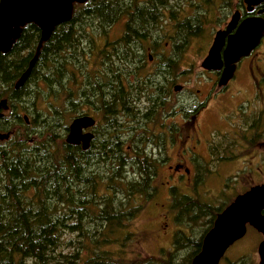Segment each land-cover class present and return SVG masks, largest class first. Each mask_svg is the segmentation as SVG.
Returning <instances> with one entry per match:
<instances>
[{
  "label": "trees",
  "instance_id": "obj_1",
  "mask_svg": "<svg viewBox=\"0 0 264 264\" xmlns=\"http://www.w3.org/2000/svg\"><path fill=\"white\" fill-rule=\"evenodd\" d=\"M170 4L176 14L172 0L75 4L71 20L43 43L18 89L15 84L36 55L40 28L26 24L10 52H0V97L7 96L11 107L0 117V132L9 134L0 139V264H190L200 251L217 215L232 201L214 205L173 187L171 208L180 228L172 248L129 255L140 240L135 219L157 192L168 143L149 138L151 123L158 124L153 116L162 121L167 116L157 86L170 85L164 77L176 78L183 47L206 23L200 4L191 3L192 19L174 27L181 43L174 40L167 49L163 37L144 40L147 32L163 30L160 20ZM123 16L130 24L116 40L111 30ZM142 99L150 105L140 106ZM19 107L30 113L29 123ZM91 112L97 118L91 147L67 144L68 123ZM230 143L227 136L213 141L211 155L220 145L219 159H231ZM222 260L251 264L247 257Z\"/></svg>",
  "mask_w": 264,
  "mask_h": 264
},
{
  "label": "rangeland",
  "instance_id": "obj_2",
  "mask_svg": "<svg viewBox=\"0 0 264 264\" xmlns=\"http://www.w3.org/2000/svg\"><path fill=\"white\" fill-rule=\"evenodd\" d=\"M196 2L200 4H198L201 6L200 10L205 12V15H203L204 19L202 20L203 22L206 21V23L198 35L190 37L186 47H183L181 67L176 71L177 76H181V78H175V82H180V84L188 80L189 83H185L188 85V88L182 93L174 91L172 102L165 108L169 113L173 112L172 117L167 122L172 125L173 131H177L180 135H175L176 139L168 141L166 144L165 153L162 155V163L159 165V172L156 177L157 192L153 199L147 201L145 207H143V211L135 219V227L140 232V240L129 248L130 256H137L139 254L158 255L162 250L172 248L174 236L180 227L175 222L174 211L171 208V188L175 187L181 192L190 195L197 194L205 202L220 205L233 201L237 195L245 192L251 186L264 181V138H259L256 134H253L245 138L249 142L245 140L243 142L241 136L236 135V133L244 134L245 131H243L242 127L245 124L244 121L241 122V112L238 113V116L234 109L238 104L237 107L241 106L242 111L246 112V109L251 104L250 107L254 108L255 115H253L250 122L257 120V111H260L259 107L262 104L264 106V81L263 84L259 83L258 86L261 87H253L247 75L242 73L232 81L229 90L225 92L222 98L212 100L206 108L201 109V112L197 115L195 124L187 119L185 120V117L181 116V112L189 116L190 110L193 109V107L187 108L181 105V103L184 100H192L193 96L197 94V90L203 87V80L208 79L209 75H211L208 72H200L202 69L200 63L211 44L215 31L221 22L225 18L228 19L232 13L231 8L233 4H231V0H189V19H192L195 8L191 7V3ZM174 3L176 5L186 4L187 0H174ZM160 21L163 23L164 19ZM188 24L191 23L188 22ZM165 26L164 22L163 30H159L157 34L159 35L160 33V37H163L160 40H166L163 43L169 49V46H173L174 40H169L171 28L165 29ZM111 33L119 36L123 33V27L117 23L112 28ZM168 41L169 45L166 43ZM177 42L181 43L179 40ZM262 50L264 51V48ZM149 51L151 52V50ZM156 51L159 52L158 50ZM148 66L149 69L153 68L152 64ZM186 70H188L187 74H189L187 76L182 74ZM163 79L167 80L166 77ZM253 98L255 99L253 100ZM138 103L142 107L150 105L146 101H143V99ZM10 110L11 107L4 110L3 113L8 115ZM26 110L19 107L18 112L22 113L24 117L26 115L29 118L30 116L28 115L30 113L28 114ZM90 115L96 118L95 113L91 112ZM251 115V113L247 114V116ZM153 120L157 123L162 122L158 115H154ZM240 122L241 124L239 125ZM67 133L68 131L64 134L65 140ZM190 133L195 134V139L197 140L196 159L193 163H187L184 169L172 171L169 169V166L176 162L179 155L181 156V154L185 153L183 152L184 148L188 144L196 143L195 141H188V134ZM222 136H227L229 142L232 140L230 145H232V148L237 153V156L233 160L218 159L224 154L221 151L220 145L216 149L215 155L212 156L210 153L211 145L208 148L206 140L209 138L208 142L211 140L216 141L221 139ZM234 138L237 143L233 142ZM225 146L228 147L227 145ZM167 180H169L170 184H164ZM263 237L255 229H248L247 234L235 242L227 250L224 257L232 261H238L242 257H247L251 264H258L260 262L258 245ZM220 264L228 263L221 260Z\"/></svg>",
  "mask_w": 264,
  "mask_h": 264
},
{
  "label": "water",
  "instance_id": "obj_3",
  "mask_svg": "<svg viewBox=\"0 0 264 264\" xmlns=\"http://www.w3.org/2000/svg\"><path fill=\"white\" fill-rule=\"evenodd\" d=\"M88 0H0V52L9 53L14 42L19 38L22 28L28 23H35L41 30V38L36 55L28 69L22 74L15 88L24 85L39 56L44 42L48 41L57 26L70 21L75 4ZM249 11L264 0H244ZM264 12V9L261 11ZM240 12L236 10L225 30L216 32L207 56L200 66L205 70L221 71L218 86H226L234 77L238 62L251 54L259 45L264 35V18H249L237 26ZM228 37V40L226 38ZM183 85L174 86L180 91ZM7 100L0 101V110L7 108ZM3 113L0 111V117ZM26 122L29 118L25 115ZM97 120L90 114L75 117L69 124L66 143L81 146L83 150L91 147L95 138L92 130ZM91 129V130H90ZM9 134L0 132V139H7ZM251 227L264 236V181L251 186L237 195L216 217L212 228L205 234L200 251L190 264H220L227 250L243 238ZM260 262L264 264V237L258 245Z\"/></svg>",
  "mask_w": 264,
  "mask_h": 264
},
{
  "label": "flooded vegetation",
  "instance_id": "obj_4",
  "mask_svg": "<svg viewBox=\"0 0 264 264\" xmlns=\"http://www.w3.org/2000/svg\"><path fill=\"white\" fill-rule=\"evenodd\" d=\"M172 2H174V0H172ZM170 3H171V1H170ZM231 4H233L232 8H231L232 13L228 19L225 18L221 22L218 29L215 31L209 48L211 47V45L213 43L216 32L219 30H225L227 28V23L229 22L232 14L236 10H238L240 12V19H239L237 26L232 30V32H231L232 34H234L237 31L240 23L243 22L244 20L249 19V18H254V17L264 18V12H261L264 9V3H260L256 6H254V8L251 11L248 10L247 5L245 4L244 0H231ZM172 8H173V6H172V4H170L168 6V10L164 9L163 13H162V17H163L162 19H164L163 22H165V24H166L165 29L171 28L170 29L171 33L169 34V38H170L169 40L170 41L177 39V36L175 35L174 27L178 26L180 24V22H186V20H189V13H190L189 0H187L186 4L182 3V7H180V4L176 5V8L178 10L176 14L173 13V11L171 12L170 9H172ZM128 20H129V18L127 16H123L122 20L118 23L123 27V33L119 36H115L116 40L122 39V36L126 34V32H125L126 25H127V23L130 24ZM188 22H187V24H188ZM151 35H152V32H147L144 40H148V42L150 43L153 40L160 38V36H161V34H160V36L158 37L157 32H154L153 35L152 36ZM110 37L112 38V36H110ZM226 40H228V37L226 38ZM166 43H167V45H169V41ZM209 48L207 49V51L204 55V58L207 56ZM263 48H264V35L261 38V42L259 43V45L251 52V54L249 56L242 58L238 62L235 75L229 81V83L226 86H222V87L218 86V81H219V77L221 75V71H213V70L209 71V70L201 69L200 72H203V73L208 72L211 75H209L208 79L203 80V82H202L203 87L201 89L197 90V94L195 96H193L192 100H184V102L181 103V105H184L187 108L193 107V109L190 110L189 116H187L185 113H182V112H181V116L185 117V120L187 119V120H189L195 124V120L197 118V115L201 112V109L206 108L207 105L212 100L217 99V98H219V99L222 98L225 95V92L229 90L230 84L232 83V81H234L238 77V75H240L242 73H245L247 75V77L250 80V83L253 87H256V86H257V88L261 87L258 85H259V83L263 84V81H264V51L262 50ZM149 50H151V52ZM6 54H8V53H6ZM147 54L150 55L149 56L150 59L148 60V64H152L153 63V57H152V49L151 48L148 49ZM153 72L157 73V70L154 69ZM183 72H182L183 75H185V76L189 75V74H187L188 70L183 71ZM180 78H181V76L176 77V79H180ZM162 81H164V82L169 81L170 82V85L168 87L157 86L158 97L162 100V104H165V108H166V106L170 102H172L171 100H172V97L174 95V86L177 84H180V82H175L176 80L172 79V78L167 79V80L162 79ZM186 81L187 82H185V83H189L188 80H186ZM185 83H181V85H183V87L180 91H178V93H182V92L186 91V89L188 88L187 87L188 85H186ZM191 95H192V92H191ZM3 99L7 100V104H8L7 108H9L10 103H9L8 97L7 96L0 97V101ZM254 99L255 98H253V100ZM237 106H238V104H237ZM237 106L234 109H235V112L237 113L238 116H239L238 113L241 112L240 119H241V122L244 121L245 126H243L242 129H243V131H245V133L241 130L244 134L237 132L236 135L241 136V140L243 142L248 135H253V134H256L257 137H259V138H261V137L264 138V106H263V104L259 107L260 111H257V118L258 119L255 120L254 122H250V120L253 118V115H255L254 110H253L254 108L250 107L251 104H250L249 108H247V109L244 108V109H246V112L242 111L241 106H239V107H237ZM7 108L1 109L0 111L3 113L4 110H6ZM165 108H164L165 114L167 115L166 119L164 121H162L161 123L156 124L155 126H153V123H151L152 127L150 129L154 130V132H153L154 134L149 136L150 139H155L156 137H161L163 140H166L168 142V141H174L176 139L175 135H178V136L180 135V133H178L177 131H175V130L173 131L172 125H170L167 122V120L172 117L173 112L171 111L169 113V111H167V109H165ZM147 111H149V110H147ZM249 113H251L252 115L247 116V114H249ZM3 115H4V113H3ZM241 122L239 123V125L241 124ZM188 137H189L188 141H192V142L195 141L196 143L190 144V145L188 144L184 148L183 152H185L184 154H186V155H184V154H181V156L179 155L178 158L176 159V162L169 166V169H171L172 171L182 169V168L184 169L185 166H187V163H193L196 159V156H197L196 150H197L198 145H197V140L195 139V134L190 133V134H188ZM254 137H256V136H254ZM177 140H179V139H177ZM208 140H209V138L206 140V142L208 143V148H209V146L212 144L213 140H211L209 142H208ZM245 141H247V140H245ZM233 155L234 156L231 157L232 160L237 156L235 149L233 151ZM228 156L230 157L231 155H228ZM153 158H157V154H153ZM219 160H221V159H219ZM161 163H162V161H161ZM186 172H188V170H186ZM164 184H170L169 180L165 181Z\"/></svg>",
  "mask_w": 264,
  "mask_h": 264
},
{
  "label": "bare ground",
  "instance_id": "obj_5",
  "mask_svg": "<svg viewBox=\"0 0 264 264\" xmlns=\"http://www.w3.org/2000/svg\"><path fill=\"white\" fill-rule=\"evenodd\" d=\"M125 102V101H124Z\"/></svg>",
  "mask_w": 264,
  "mask_h": 264
}]
</instances>
